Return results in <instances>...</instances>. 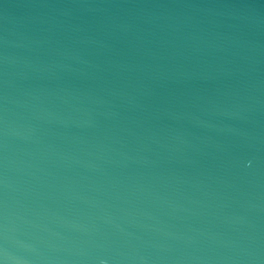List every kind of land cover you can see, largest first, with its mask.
I'll return each instance as SVG.
<instances>
[{"label":"water","instance_id":"95a60500","mask_svg":"<svg viewBox=\"0 0 264 264\" xmlns=\"http://www.w3.org/2000/svg\"><path fill=\"white\" fill-rule=\"evenodd\" d=\"M0 264H264V93L0 0Z\"/></svg>","mask_w":264,"mask_h":264}]
</instances>
